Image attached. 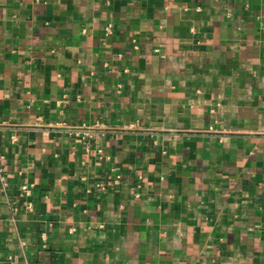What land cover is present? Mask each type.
Here are the masks:
<instances>
[{"label": "crops", "instance_id": "crops-1", "mask_svg": "<svg viewBox=\"0 0 264 264\" xmlns=\"http://www.w3.org/2000/svg\"><path fill=\"white\" fill-rule=\"evenodd\" d=\"M0 156V264H264V0H0Z\"/></svg>", "mask_w": 264, "mask_h": 264}, {"label": "built area", "instance_id": "built-area-1", "mask_svg": "<svg viewBox=\"0 0 264 264\" xmlns=\"http://www.w3.org/2000/svg\"><path fill=\"white\" fill-rule=\"evenodd\" d=\"M200 11V10H199ZM3 157L0 156V182L2 183L3 186H6L5 184V179L4 177H2V171H1V166H2V161H3ZM20 193H21V196L24 197V198H28L30 197L31 193H32V187L30 186H22L21 189H20ZM25 209L27 210V212H34V206L31 202H28L25 206ZM42 238L45 240L46 239V235L45 234H42Z\"/></svg>", "mask_w": 264, "mask_h": 264}]
</instances>
